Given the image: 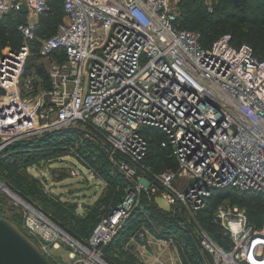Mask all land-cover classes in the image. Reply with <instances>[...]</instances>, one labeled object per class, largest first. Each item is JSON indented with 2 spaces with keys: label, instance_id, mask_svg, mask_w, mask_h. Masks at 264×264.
I'll list each match as a JSON object with an SVG mask.
<instances>
[{
  "label": "built area",
  "instance_id": "1",
  "mask_svg": "<svg viewBox=\"0 0 264 264\" xmlns=\"http://www.w3.org/2000/svg\"><path fill=\"white\" fill-rule=\"evenodd\" d=\"M171 1L64 0V21L39 40L41 26L29 18L48 13L52 0H0L1 15L28 13L20 47L0 49V157L29 136L79 127L109 145L119 170L139 181L98 224L90 246L72 243L86 264H107L101 251L126 226L143 189L193 218L217 191L264 199V58L236 47L230 34L204 46L198 32L180 27ZM37 40L39 55L52 59L49 87L26 98L22 77ZM27 87L35 92L31 79ZM155 133L164 135L174 170L155 174L144 164ZM141 170L152 178L141 180ZM0 190L22 205L31 230L60 231L4 183ZM214 213L231 244L221 246L199 225L210 264H264V212L251 223L245 207L223 201Z\"/></svg>",
  "mask_w": 264,
  "mask_h": 264
},
{
  "label": "rangeland",
  "instance_id": "2",
  "mask_svg": "<svg viewBox=\"0 0 264 264\" xmlns=\"http://www.w3.org/2000/svg\"><path fill=\"white\" fill-rule=\"evenodd\" d=\"M180 1L182 0H172L171 4L173 10L182 13L181 11H183V9L180 8ZM217 2V0H198L199 4L201 3L205 6L206 13H204V15L216 13ZM263 4L264 0L257 2L243 0V2L235 8V12L240 14L242 9L246 6ZM250 17L253 16L250 14L248 18ZM29 19L38 21L41 27L44 26V17L42 16L39 18L30 17ZM64 19L65 16H63L62 22ZM222 19L225 21L224 24L215 28L219 38L223 36L224 33H232L227 28L233 27L234 23H236L234 19L225 17ZM27 21L28 18H26V22ZM180 24L184 28L198 32L201 36V32L198 31L194 21L181 22ZM262 29L264 30V25ZM42 39L44 38L39 36V40ZM6 47H0V49ZM34 47L38 49L36 42ZM261 48L264 49V42L261 44ZM31 57L27 60L21 83L22 93L26 98L30 96L36 97L41 93L44 86L49 87L46 83L48 82V70L51 62H47L46 58L41 57L35 60H29ZM41 66H43L42 70L40 69ZM29 79L32 80L35 88V92L32 94H28L30 89L27 87V81ZM41 83L44 84L43 87H39ZM1 91L2 89L0 90V98L2 97ZM40 124H44V122H40ZM70 130H73L71 132H76V134H71V137L77 138L79 140L78 142H67L64 139L48 142L53 136H59L66 132L68 133ZM158 141L163 142L164 140L160 138ZM30 144H33V146H29ZM99 144L100 143L90 139L79 127H76V129H62L60 131L36 134L18 142L15 148L18 147L13 152L15 154H20L24 160L19 163L20 168L17 169L22 176L19 173H17V175L26 177L32 183L37 180V199H33V197L30 196L27 197L26 195L24 196L21 191L16 189V187L7 180L8 175L11 173H9L10 170H0L1 183H4L12 191L27 200L34 208L40 211L48 220L59 228L60 231H56V229L53 228V231L57 233V235L54 232L46 235L43 229L37 231L31 230L28 224L29 215L22 205L18 204L8 194L0 190V202L4 203L0 210L5 216L3 218H8V221L12 220L14 226L20 229V231L22 230L23 232H21L23 234L31 241L33 240L44 253H47V257L53 264H86L87 259L79 251H75L76 249L75 246L72 245V239L85 246H90L93 233L88 238L77 235V232L81 231L80 229L84 230L83 226L78 222L82 219H89L91 215L99 213L97 216V227L106 215L113 213L118 206L123 205L129 193L134 191L133 189L138 186L139 181L137 179L131 180L125 173L119 170L118 166L115 164L118 158L116 155L113 156L112 153L106 149V147L110 148V146L106 145L104 142V145ZM91 147H94V149ZM90 148L91 150H89ZM104 149L105 151L103 152ZM149 152V155H152L153 150ZM28 153H30V155H27ZM35 154H37V157L31 159L33 163H27L28 158L33 157ZM97 162L100 163L97 164ZM162 167H164V169L162 168L155 172L151 169V171L155 174L168 171L166 170L168 168L167 163ZM138 175L141 180H150L152 178L151 173L144 172L143 170H141ZM139 197V203L137 207L133 209L127 222L129 223L131 220L134 221L133 230L136 231L132 235H124L123 239L116 235L108 245L103 247L101 251L102 258L107 264H113L111 258L115 253L117 256L121 253H126L132 256L137 264H210L211 255L201 243L202 233L199 229V216L195 217V219L188 215L185 209L180 211V209H182L181 207H177L175 212L167 201L161 197L147 195L145 189L142 190ZM144 200H146L147 206L152 204L154 207H157L158 211H162L167 217L182 223L184 225L183 228H185L182 231L183 235H188L191 239L187 240L188 238L182 237L180 232L175 234L174 230L167 229L166 232H164L163 228L166 227L162 228L159 225H154L152 223L149 225L147 222H142V218L139 219L138 217L139 214L148 217L147 206L143 207L142 205ZM227 202L228 200L224 203ZM138 211H140V213H138ZM124 228L125 226L121 230ZM64 235L70 238L67 239ZM224 235L227 236L225 233ZM119 239H121L120 243L118 242ZM112 241H114V245L106 254L105 249ZM229 242L230 239L228 240V243ZM72 254H75V257H73Z\"/></svg>",
  "mask_w": 264,
  "mask_h": 264
},
{
  "label": "trees",
  "instance_id": "3",
  "mask_svg": "<svg viewBox=\"0 0 264 264\" xmlns=\"http://www.w3.org/2000/svg\"><path fill=\"white\" fill-rule=\"evenodd\" d=\"M218 4H216V13L204 15L206 13V9L204 4H199L198 0H182L180 1V8L183 9L181 11L182 17L178 21L179 25L183 29H187L181 26V22H189L194 21L198 31L201 32V42L204 46L210 47L213 43L219 38L218 32L216 31V27H220L224 24L223 17L228 19H234L236 23H234L233 27L227 28L232 33H224L230 34L233 38V44L236 47H240L244 44L251 46L255 54L261 58H264V49L261 48V44L264 42V30L262 29L264 25V4L256 5V6H246L242 9L240 14L235 12V8L239 6L243 0H217ZM251 2H257L261 0H248ZM63 0H52L51 8L48 13L42 15L44 17L43 27H41L38 35L41 38H48L51 35L57 32L59 24L62 22L63 16H65ZM253 17L248 18L249 15ZM213 15V16H212ZM28 13L23 11L17 14L11 13L8 15H0V47L9 46L10 48L18 49L22 42V35L18 31V26L22 23L26 22V18ZM46 18V19H45ZM248 18V19H247ZM243 22V23H242ZM245 24V25H244ZM191 30V29H188ZM35 45V44H34ZM36 46H33V56L29 59H37L43 58L39 55V47L40 41H36ZM47 62H51L52 59H46ZM43 69V66L40 67ZM48 78V77H47ZM1 90V89H0ZM3 93V90L1 91ZM71 134H76V132H66L62 135L53 136L48 142H53L56 140H66L67 142L79 141L77 138L71 137ZM152 139L150 140V150H153L152 155L147 156L144 160V164L152 169L153 172L156 170L164 169L166 163L168 164V168L166 170H174L175 169V159L172 156L171 150L166 149L162 146V142L158 141L160 138L164 140V135L160 133L152 134ZM102 142V140H100ZM99 142L100 144H102ZM99 144V145H100ZM104 145V144H102ZM155 145V146H153ZM29 146H33L30 144ZM18 147V146H17ZM16 147V148H17ZM106 147V146H105ZM15 146L7 148L4 152H2L0 157V170L8 169L9 175L7 180L12 183L13 186L16 187L19 191H21L24 196L33 197V199H37V180L35 182H30L26 177H20L17 175L20 168L19 163L24 160L20 154H15L13 151L16 149ZM94 149V147H91ZM91 148L89 150H91ZM107 149V147H106ZM149 150V151H150ZM168 150V151H167ZM105 149L103 150V152ZM29 152V151H28ZM169 152V153H168ZM106 153V152H105ZM150 153V152H149ZM27 155H30L28 153ZM37 154L33 157L28 158L27 163H33V158H36ZM30 160V161H29ZM100 162H97V164ZM160 172V171H159ZM20 174V173H19ZM16 175V176H15ZM21 175V174H20ZM22 176V175H21ZM230 201L232 204L239 205L241 207H245L248 211L249 220L251 223H260L262 220V214L264 212V199L262 197H257L254 195H249L246 193H240L234 189H227L224 191H217L214 193L213 197L208 200L207 207L199 213L200 225L214 238V240L225 248H230V242L228 243V237L224 235V229L221 225L216 221L215 218V209L217 206L223 201ZM121 201V200H120ZM3 202H0V210L2 208ZM143 207L147 206L146 200L142 202ZM148 211V217L145 215H138L139 219L142 218V222H147L149 225L152 223L154 225H159L166 230H174L175 234L180 232L182 237L188 238L190 240L191 237L188 235H183V226H181L180 222L170 217H167L162 211H158L157 207L150 204L146 207ZM140 213V211H138ZM98 214L91 215L89 219H82L78 223L83 226L81 231L77 232V235H82V237H90L98 223ZM0 217H5L0 211ZM152 218V219H151ZM8 220V218H6ZM150 219V220H147ZM14 223L12 220H9ZM134 221H130L127 223L125 228L121 230L117 237L123 239V236L127 234H134L133 230ZM161 224V225H160ZM78 228V227H77ZM79 229V228H78ZM135 229V227H134ZM20 230V229H19ZM176 230V231H175ZM22 231V230H21ZM23 232V231H22ZM81 233V234H80ZM118 239V238H117ZM121 239L118 240L120 243ZM33 241V240H32ZM34 242V241H33ZM114 241L105 249V253L111 249L114 245ZM226 242V243H224ZM35 243V242H34ZM113 264H137L136 260L126 253H121L119 256L115 253L111 258Z\"/></svg>",
  "mask_w": 264,
  "mask_h": 264
},
{
  "label": "water",
  "instance_id": "4",
  "mask_svg": "<svg viewBox=\"0 0 264 264\" xmlns=\"http://www.w3.org/2000/svg\"><path fill=\"white\" fill-rule=\"evenodd\" d=\"M0 264H52V262L13 223L0 217Z\"/></svg>",
  "mask_w": 264,
  "mask_h": 264
},
{
  "label": "bare ground",
  "instance_id": "5",
  "mask_svg": "<svg viewBox=\"0 0 264 264\" xmlns=\"http://www.w3.org/2000/svg\"><path fill=\"white\" fill-rule=\"evenodd\" d=\"M72 241H73V240H72ZM73 243H76V242L73 241Z\"/></svg>",
  "mask_w": 264,
  "mask_h": 264
}]
</instances>
